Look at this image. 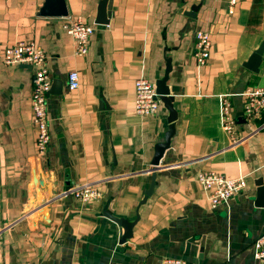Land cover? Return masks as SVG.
<instances>
[{"label":"crops","instance_id":"1","mask_svg":"<svg viewBox=\"0 0 264 264\" xmlns=\"http://www.w3.org/2000/svg\"><path fill=\"white\" fill-rule=\"evenodd\" d=\"M45 0H0V264H264L253 241L264 224V109L243 116V91L264 86V50L257 71L244 62L264 40V0H108L107 24L95 23L101 0H64L67 16L41 15ZM93 27L88 51L74 54L67 19ZM210 34L204 66L193 58L195 31ZM32 40L46 55L48 149L35 148L29 64H5L1 51ZM167 86L177 110L175 133L152 177L155 144L168 128L161 101L147 116L134 111V82ZM79 85L70 89L67 74ZM56 82V85H55ZM57 85L60 89L57 91ZM236 119L232 144L221 120V96ZM200 170L246 187L212 208L196 180ZM98 182L99 199L58 196L75 183ZM134 220L121 226L104 215Z\"/></svg>","mask_w":264,"mask_h":264},{"label":"built area","instance_id":"2","mask_svg":"<svg viewBox=\"0 0 264 264\" xmlns=\"http://www.w3.org/2000/svg\"><path fill=\"white\" fill-rule=\"evenodd\" d=\"M229 12L235 0H228ZM66 34L75 42L74 54L83 56L88 51L90 34L93 27L84 22L80 17L67 19L63 24ZM195 48L193 58L198 66L206 65L210 57L211 39L207 30L195 31ZM1 54L5 64H29L33 69L31 89L32 124L36 131L35 148L39 154L47 151L50 134L47 120V96L51 87L50 71L46 64V55L39 45L32 40L17 41L12 46L5 47ZM67 85L76 89L79 85V75L76 70L67 74ZM134 111L137 115L147 116L154 114L160 106L161 100L156 91L155 83L147 77L140 76L134 82ZM244 105L243 116L247 119L255 118L264 109V86H248L243 91ZM221 120L223 129L231 137V143H238L241 139L234 138L236 119L232 113L231 101L227 95L221 96ZM159 168L155 166L152 170ZM196 180L208 192V200L212 208L226 201L237 192L246 187L245 179L240 177L228 178L213 170H200ZM98 182L75 183L58 196H73L80 201L96 200L101 197ZM253 256L264 261V224L261 233L253 241ZM159 264H199L180 258H163Z\"/></svg>","mask_w":264,"mask_h":264},{"label":"water","instance_id":"3","mask_svg":"<svg viewBox=\"0 0 264 264\" xmlns=\"http://www.w3.org/2000/svg\"><path fill=\"white\" fill-rule=\"evenodd\" d=\"M110 2L108 0H101L98 6L97 15L95 17L94 22L98 24H107L109 22V16H110ZM41 15H54V16H67L68 12L66 9V5L64 0H45L42 8L40 9ZM264 50V40L261 42V44L256 48L253 53L250 55V57L244 62V66L250 70L257 71L261 56ZM171 69L170 61L167 60L166 63V70L162 78L157 79L155 81L156 91L159 95L160 100L163 102L164 106L168 109L169 115H168V128L165 131L163 137L155 144L154 148V156L152 158L151 164L155 167L159 165L160 161L163 158L164 153L167 149L170 148L171 140L175 133L174 128V121L177 118V110L173 106L174 96L170 94V89L166 84V81L168 80V73ZM53 84L50 87V90L53 87ZM56 85V82H55ZM59 86L57 85V91ZM49 90V91H50ZM155 170L152 172L151 182L149 187L144 192V197L139 202L140 204L144 203L148 196H150L154 189L155 184ZM259 190H258V196L260 198V205H264V185L259 180ZM104 215H106L108 218L116 221L121 226V235L119 238V242L123 243L132 235V228L134 224L137 221L138 214L136 213V218L134 220H128L124 217H118L112 214L111 212H108L105 210Z\"/></svg>","mask_w":264,"mask_h":264}]
</instances>
